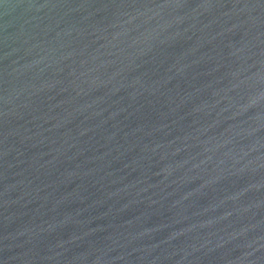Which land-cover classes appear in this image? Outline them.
<instances>
[{"label": "water", "instance_id": "obj_1", "mask_svg": "<svg viewBox=\"0 0 264 264\" xmlns=\"http://www.w3.org/2000/svg\"><path fill=\"white\" fill-rule=\"evenodd\" d=\"M0 264H264V0H0Z\"/></svg>", "mask_w": 264, "mask_h": 264}]
</instances>
